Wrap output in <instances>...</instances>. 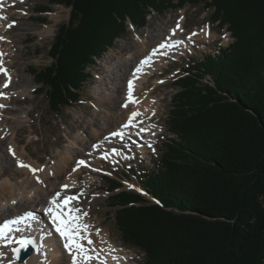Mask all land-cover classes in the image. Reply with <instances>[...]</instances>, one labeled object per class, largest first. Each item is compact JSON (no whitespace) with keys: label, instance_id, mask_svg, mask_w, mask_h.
<instances>
[{"label":"trees","instance_id":"16d2710c","mask_svg":"<svg viewBox=\"0 0 264 264\" xmlns=\"http://www.w3.org/2000/svg\"><path fill=\"white\" fill-rule=\"evenodd\" d=\"M187 4L213 10L234 42L193 60L176 82L172 137L139 177L161 205L122 191L111 198L114 219L122 241L146 253L144 264H264V0H43L37 13L55 5L71 15L51 65L31 73L60 114L81 100L90 67L130 22L143 29L153 14ZM109 181L111 191L122 188Z\"/></svg>","mask_w":264,"mask_h":264},{"label":"rangeland","instance_id":"374dc122","mask_svg":"<svg viewBox=\"0 0 264 264\" xmlns=\"http://www.w3.org/2000/svg\"><path fill=\"white\" fill-rule=\"evenodd\" d=\"M11 1L12 3L15 2L14 6L8 8L9 10L0 8V12L8 13L9 23L15 21L13 29L4 34L7 41L5 43L8 44L11 52L10 57L4 63L6 62V65L9 64L16 71L12 81V83H16V86L13 88V97L10 107H7L8 111L3 113L0 107V123L8 119L7 126L15 127L18 132L16 133L18 151L24 155L25 160L31 165L37 163L36 165L39 164V166H54L67 153L73 155V160H71V166L75 165L73 169L77 167L78 159L89 160L90 165L83 168L78 175L77 188L70 190L71 195L77 194L80 197L72 205L80 210L81 215L86 213V215H83L86 216L84 221L89 218L92 222L91 230H93L91 232H107L110 236V242L117 247L124 246L126 248L131 255V264H144L145 255L138 249L126 246L122 241L116 219H114L116 208L112 207L111 198L122 191H130L129 187L132 183L139 186V174L160 163L164 148L163 144L172 137L170 111L173 110V99L179 91L176 82L185 75L184 70L193 60L231 45L234 42L231 33L227 27L222 28L219 23L213 22L211 17L214 11L207 9L204 5L190 6L187 4L183 9L170 10L163 15L153 14L149 18L147 27L143 29L130 27L128 33L116 41L113 49L104 54L101 60H97L95 66L90 67L93 78L84 85L81 91L82 101L68 107L60 114H53L46 95H39L37 92L39 85L32 76L31 68L41 71L51 65L52 59L49 53L51 46L55 42L59 27L69 22L71 10L54 5L52 6V13H37L36 7L43 0ZM40 17L47 18V22L44 23ZM182 19H184L185 27V32L181 35L182 39L191 38L196 31L201 32L203 29L210 27L211 34L214 32L216 36L215 40L208 43L192 42L194 46L190 43L189 49L174 51L168 55L170 56L166 58L168 62L160 66L153 74L154 76L152 75L153 77H150L148 82L143 85V89H153L155 81L159 79L158 88L153 95L162 100V111L157 126L158 133L156 138L153 139L154 143H140L144 146L140 149H138V145L131 144V142L121 144L113 138V135L110 136V131L114 129L111 128L110 130L104 124L100 126L99 121L104 122V119L101 120L104 114L99 111L97 105L99 99L110 97L112 91L110 87H112L113 73L116 72V66L140 52L142 39L149 42L151 40L149 38L155 36V40L151 42L155 47L162 42V40H159L158 35L162 33L169 35L170 31ZM8 22L5 25H8ZM49 29H52L53 32H48ZM207 80L210 79H206V83ZM2 84L3 82L0 81V90H4ZM24 87L28 89L29 94L19 98L18 94ZM115 112L121 113V110L115 109ZM23 116H27V118L22 119ZM98 130L102 131L101 137L106 134L104 137L109 138L110 136L114 140L110 141L107 138L104 140L105 142L96 141L95 134ZM3 134L0 131V183L6 178H10L16 184L19 180L27 178V175L17 173L15 169V166L18 165L17 163L15 165V162H17L16 155L13 156L9 152V146L8 143H5L2 137ZM112 142L119 143L122 148L130 145L131 152L129 154L132 155H128L126 160L133 158L135 160L122 164L118 160L113 162L110 158H105L103 155L109 154V149L113 146ZM93 143L99 146L93 148ZM103 149L106 151H103ZM137 151L140 154H137ZM126 152L128 153V151ZM87 153L93 154L91 156ZM93 166H97V168ZM108 178L120 182L122 188L111 191L109 189L111 182ZM145 197L148 201L154 203V196L147 194ZM46 198L48 199V195ZM42 233L44 235V232ZM44 237L46 241L51 242L50 249L56 253L55 258L58 264L73 263L72 257L65 252L63 254L62 245L56 241L53 233L48 232ZM46 256H48L47 252Z\"/></svg>","mask_w":264,"mask_h":264},{"label":"bare ground","instance_id":"6f19581e","mask_svg":"<svg viewBox=\"0 0 264 264\" xmlns=\"http://www.w3.org/2000/svg\"><path fill=\"white\" fill-rule=\"evenodd\" d=\"M14 4L15 2L12 3L11 0H0L1 9L7 10L8 8H12ZM4 16H6L7 19H0V37L3 38L0 39V66L8 70L11 81L8 82V77L3 73H0V81L3 82L2 89H4L0 90V93H5V96L0 100V103L1 105H4V107H1V110L3 111V113H6L8 111L7 107H10L9 105L12 101L13 88H15L16 86V83H12L13 76L16 74V71H14L9 64L6 65V62L4 63V61L11 55L8 44L6 45L5 43L6 37L4 36V34H6L8 30L13 29L14 26L13 25L12 27H8V25H5L7 24L6 22L10 21L9 15L8 13H4V11L0 12V17ZM183 20L184 19H182V21L180 22L183 24L182 29L176 30L175 35H173V32L171 33V35H166L164 33L158 35L159 40H162V42L165 41L164 43H171L173 40H176V38L181 39L183 43H180L178 48H165L162 52H158L156 55H153L151 64L145 65L141 73H136V76L138 78L134 79L133 77L135 69L137 66H139L142 60H144L147 56L152 55V50L155 48L153 47V44L151 42L152 40H155V36L150 37L149 39L151 40L149 42L148 40L145 41L144 39H142V49L140 50V52L138 54L132 55L130 59L128 58L129 60H125L118 66H116V72L113 73L114 78L112 79V87H110L112 90L110 93V97H103V99H99V104H97L99 111H102L104 114L101 118V120L104 119V122L101 123V121H99L100 126L104 124L105 126L109 127L110 130L111 128L114 129L110 131L111 133L124 130L126 131L127 135L129 134L135 139L139 138L141 142L152 143V140L150 139H154L158 133L157 126L160 121L159 117L161 116L162 111V100L158 98V96L153 95L158 88L159 79L155 81L153 89H143L144 83L148 82L149 78L154 76L153 74L156 72V70H158V68H160V66H163L168 62V59H166L165 56L172 54L174 51H184L186 49H189L190 43L192 42L208 43L211 40L214 42L216 37L214 32L211 34L210 31V38L206 39L208 37L209 29L205 28L201 32L196 31L195 35H192L191 38L182 39L181 35L185 32ZM48 32H53V30L49 29ZM192 44L194 46V43ZM112 71L113 69L111 70V72ZM130 80H133L134 84L133 96L138 97L135 103L128 102V81ZM5 83L8 84L7 87H4ZM27 94H29V91L26 87H24L23 89H21V92H19L18 97L23 98ZM125 104H127V107H124ZM115 109L121 110V113H116ZM137 111L140 113V115L133 121V124L135 126L125 127L129 120L130 114ZM27 116H23L22 119L27 118ZM140 119L144 120L143 124H137ZM7 121L8 119H5V122L3 121V123H0V131L4 133L2 137L5 140V143H8V146L11 147V149L14 151L17 161L25 162L32 168L42 169V171H37L35 174H33V172H31L28 168L21 169L20 167H18V165H16L17 162H15V169L17 173L19 172L21 174H26L27 178L19 180V182L16 184L10 178H6L2 183H0V223L8 218H14L15 215H21L28 210L32 211L35 219L31 218L33 223L30 222V226L27 227V229H33L35 231L36 239L34 244L35 247H38L39 250H37L33 256L27 258V260L23 264H58V261L55 258L56 253L51 251L50 249L51 242L46 241L44 235H46V233L48 232L53 233L55 235L56 241H58L60 245H62L63 254L64 252L69 253V251L63 247L62 239L55 232V226L51 222V217H44V215L47 216L44 209L47 208V202L57 192H59L60 195H62V193L63 195L65 194L64 190H60L62 185H69L66 194H70V190H74L77 188V179L82 168L80 166L73 169L75 165H73V167L71 166L73 155L70 153H67V155L61 157L60 162H58L54 166H37V163L31 165L29 162H27V160H25L24 155L18 151L19 149L16 142V133L18 132L16 131L15 127H8ZM100 128L104 127L102 126ZM140 128H144L146 129V131L140 132ZM101 132L98 130L95 134L97 138L96 141H99L100 143L105 142L104 140L108 138L104 137L106 134L101 137ZM108 139L112 141V137L109 136ZM92 145L93 148H97L99 146L95 145V143H93ZM112 145L113 146H111V148L109 149L110 153L103 156H107L113 162L117 161L119 158L126 160L128 159V155H132L127 153V150H124L122 147H120L118 143L112 142ZM103 151L106 150L103 149ZM87 154L92 156L93 153ZM79 161L80 159H78V162ZM93 167L97 168V166ZM37 177L40 181H42V183L37 181ZM66 194L64 196H66ZM47 195L48 199L46 198ZM74 196L80 199L77 194H75ZM36 215L43 216L38 217ZM41 217H44L46 219L41 220L44 223H36L35 220H40ZM85 217L81 215V221L83 224L89 226L88 233L94 243L92 245H88L86 241H84L83 243L85 244L86 248H94L96 250L94 253H90L94 258L89 261L88 264H131V255L129 254V252H127L126 248L124 246L117 247L112 242H110V236L107 232H91L93 230H91L92 222L89 218L84 221ZM42 232H44V235ZM12 251V247L0 248V253H2V255H0V264H7V262L13 258V255H11ZM46 252L48 253V256H46ZM68 256H72V254H68ZM15 264L18 263L16 262ZM78 264H85V262L82 259H78Z\"/></svg>","mask_w":264,"mask_h":264},{"label":"snow or ice","instance_id":"6c2138e0","mask_svg":"<svg viewBox=\"0 0 264 264\" xmlns=\"http://www.w3.org/2000/svg\"><path fill=\"white\" fill-rule=\"evenodd\" d=\"M0 19H7L6 16L0 17ZM15 21L8 24V27H12L14 25ZM177 28H179V24L177 25ZM175 29L173 30V35H175ZM195 35V34H193ZM0 39H3L0 37ZM177 43H183V41H178ZM171 44L168 43H161L158 47V49L152 50V55L147 56L144 60H142L139 64V66L136 67L135 73L133 74L134 79L138 78L136 76V73H141L144 69L145 65H150L152 62V56L156 55L160 49H165L168 47H171ZM166 54V53H165ZM0 72H2L5 76L8 77V82L11 81V77L8 74V70L0 66ZM8 84L5 83L4 87H7ZM133 80L128 81V102L135 103L136 100L133 96ZM0 107H4V105H0ZM124 107H127V104L124 105ZM140 113L133 112L125 125V127H134L133 121L138 117ZM146 129L140 128V132H144ZM113 136H119L121 139L124 138L123 132H113ZM151 147V145H149ZM9 152L12 153L13 156H15L14 151L9 147ZM107 158V156H105ZM18 166L22 168H28L33 174H35L37 171H42V169H36L32 168L30 165L25 164L21 161H17ZM82 165H85L84 160H80L78 162L77 167H80ZM37 181L41 182L39 178L37 177ZM69 185L65 184L62 185V188L67 189ZM130 187H132L130 185ZM78 199L77 197H69L65 196L61 198V195L59 192H57L51 200H49L48 204L49 206L44 209L45 213L48 214L51 217V222L55 226V232L59 235V237L63 241V247L69 251L70 254H72V260L73 264H78V259H82L85 264H88L89 261H91L94 257L90 253H94L96 250L94 248H86L84 241L87 242L88 245H92L94 242L90 238V235L88 233L89 226L86 224H83L81 221V213L80 210L72 205V201ZM83 215H86V213H83ZM29 218L35 219L34 215L32 213L28 214ZM23 219V218H21ZM20 223V219L17 220H11L6 221L3 225H0V239H7L8 243L11 244L13 241L8 238L7 234L12 231L10 225L11 224H17ZM15 243L19 244V248L13 249V253H18L21 249L26 248L31 241H27L24 239L15 241ZM2 255V253H0ZM98 258V257H96Z\"/></svg>","mask_w":264,"mask_h":264},{"label":"water","instance_id":"95a60500","mask_svg":"<svg viewBox=\"0 0 264 264\" xmlns=\"http://www.w3.org/2000/svg\"><path fill=\"white\" fill-rule=\"evenodd\" d=\"M28 248V251L26 252ZM32 249L31 247L27 246L26 248L21 249L18 253H16L17 260L22 263L24 262L28 256L31 255Z\"/></svg>","mask_w":264,"mask_h":264}]
</instances>
